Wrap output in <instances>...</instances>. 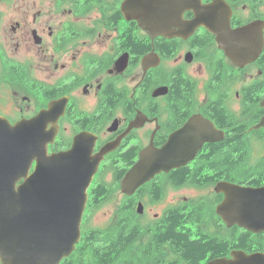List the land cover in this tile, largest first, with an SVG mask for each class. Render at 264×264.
I'll list each match as a JSON object with an SVG mask.
<instances>
[{
	"label": "flooded vegetation",
	"instance_id": "flooded-vegetation-1",
	"mask_svg": "<svg viewBox=\"0 0 264 264\" xmlns=\"http://www.w3.org/2000/svg\"><path fill=\"white\" fill-rule=\"evenodd\" d=\"M199 1L210 7L207 18L214 28L201 25L182 39L150 37L131 17L128 0H0V117L15 126L60 102L61 115H45L38 125L48 131L57 129L47 145L48 155L70 151L77 137L91 157L113 146L93 180L121 177L115 187L120 191L123 177L149 146L162 148L191 120L194 134L189 139L205 136L188 164L155 176L131 196L123 195L126 207L141 217L150 239L168 213L190 211L191 204L205 197L212 217L190 228L224 236L229 229L215 212L223 199L215 187L228 177L222 153L228 145L245 142L243 173H252L264 160V138L254 134L264 132L256 128L264 117V0ZM135 5L141 13L147 12L144 1ZM193 16L187 10L183 20ZM218 24H228L222 28L229 32L256 26L249 37L233 44L231 36L222 37ZM251 145L262 151L254 161ZM220 157L219 164L204 162ZM34 166L35 162L30 173ZM182 169L191 179L176 187L180 180L175 172ZM193 177L214 178L213 184H193ZM205 187L212 189L206 196L167 199L171 192ZM156 206L162 207L161 213L150 217Z\"/></svg>",
	"mask_w": 264,
	"mask_h": 264
},
{
	"label": "water",
	"instance_id": "water-1",
	"mask_svg": "<svg viewBox=\"0 0 264 264\" xmlns=\"http://www.w3.org/2000/svg\"><path fill=\"white\" fill-rule=\"evenodd\" d=\"M142 1L147 3L146 13L138 11L140 7L135 5L140 0H128L131 17L152 38L187 39L201 25L214 28L207 18L210 7L199 0ZM124 9L123 5V12ZM187 10L194 15L190 21L183 20ZM222 25L228 24H218V31L225 39L231 36L233 44L241 37H249L256 26L251 24L229 32ZM170 28L180 31L170 32ZM45 115L58 118L60 102L51 104L47 113L15 126L0 117L1 264H60L72 255L82 236L88 189L101 159L113 149L108 146L91 157L77 137L70 151L48 155L47 145L53 142L57 129L48 131L38 127ZM194 123V120L188 122L162 148H146L123 177L121 193L131 196L155 176L188 164L205 141V136L189 139ZM256 128H264V117ZM215 192L223 195L215 209L216 215L228 229L237 227L254 235L264 234V186L254 188L221 182ZM137 211L142 212L140 207ZM207 264H264V253L237 250L229 258H217Z\"/></svg>",
	"mask_w": 264,
	"mask_h": 264
},
{
	"label": "trees",
	"instance_id": "trees-1",
	"mask_svg": "<svg viewBox=\"0 0 264 264\" xmlns=\"http://www.w3.org/2000/svg\"><path fill=\"white\" fill-rule=\"evenodd\" d=\"M147 49L150 51L149 44ZM254 134L258 136L257 138H264L263 131H257ZM247 150L248 145L245 142L240 145L227 146V152L222 153L225 155L227 165L226 175L228 177L225 180L241 186H263L264 160L257 163V168L252 173L242 172L244 166L242 160L246 159ZM222 158L220 157L217 161L206 159L204 162L209 165L219 164ZM175 173L180 180L178 184H175L176 187L183 186L186 180L191 179L187 169ZM240 173V176H235ZM196 177L192 178L193 184H213L214 178L199 177L195 180ZM120 179L121 177H113L111 182L100 183L94 188L90 194L92 199L86 207L88 216L83 223L80 242L72 255L60 264H159L156 260H162L161 264H180V262L206 264L211 260L230 256L232 251L240 250L247 254L263 251L264 235L262 234L254 235L233 227L229 230L225 229L227 235L216 236L206 231H195L190 228L192 224L196 225L203 219L208 217L209 220L211 219L212 209L206 197L191 204L192 210L190 211L178 209L168 213L163 218L162 228L153 229L151 239L147 237L141 217L132 207H126L125 199L118 209L117 218L102 228L90 227L89 218L106 203ZM198 236L202 239L190 240V237Z\"/></svg>",
	"mask_w": 264,
	"mask_h": 264
},
{
	"label": "rangeland",
	"instance_id": "rangeland-1",
	"mask_svg": "<svg viewBox=\"0 0 264 264\" xmlns=\"http://www.w3.org/2000/svg\"><path fill=\"white\" fill-rule=\"evenodd\" d=\"M251 150L253 152L251 161H254L258 156L262 154L261 147L258 145H251ZM106 179V180H105ZM238 180H241L242 178H237ZM101 180V181H100ZM106 181L109 183L112 181L111 177H99L95 178L93 180V186L90 188L91 191L96 188L100 183L102 184L103 182L106 183ZM205 190H198V189H191V190H183L180 191L177 194H174L173 192L169 193L168 195V201L174 197H177L179 200H181L183 197H188V198H196V197H201V196H206V194L212 190L207 187L204 188ZM123 195L120 193L119 190L114 189L113 194L108 198L105 204L102 205L101 208L95 211V213L92 214V216L89 218V226L93 228H102L103 226L107 225L110 223L113 219L118 217V209L120 205L123 203ZM91 197L89 196V202L91 201ZM162 211L161 206H156L154 209L150 212V217L153 214H160ZM86 216H88L87 211L85 210V215L82 221V226H81V231L83 227V223L86 220ZM145 221L146 219L143 218ZM142 222V219H141ZM227 235V233H225Z\"/></svg>",
	"mask_w": 264,
	"mask_h": 264
},
{
	"label": "bare ground",
	"instance_id": "bare-ground-1",
	"mask_svg": "<svg viewBox=\"0 0 264 264\" xmlns=\"http://www.w3.org/2000/svg\"><path fill=\"white\" fill-rule=\"evenodd\" d=\"M213 205V204H212Z\"/></svg>",
	"mask_w": 264,
	"mask_h": 264
}]
</instances>
